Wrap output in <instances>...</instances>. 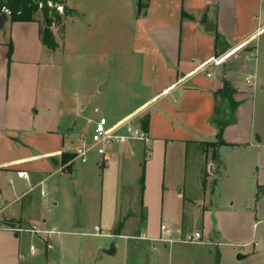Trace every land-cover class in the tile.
Masks as SVG:
<instances>
[{
    "label": "crops",
    "instance_id": "1",
    "mask_svg": "<svg viewBox=\"0 0 264 264\" xmlns=\"http://www.w3.org/2000/svg\"><path fill=\"white\" fill-rule=\"evenodd\" d=\"M142 4V13L135 19L134 49L142 58L141 87L147 95L132 111L108 120L116 123L141 113L139 122L142 126L145 121L142 128L151 145L132 142L117 148L108 160L96 154L86 164L75 160L77 149L90 141L77 130V116L87 111V105L78 95L75 113L68 114L63 94L54 90L52 63L42 64L45 53L52 51L41 41L42 17L38 22L12 23L9 16L7 29L0 31L4 33L0 36V264H32V259L44 255L50 264L51 238L45 239L46 247L39 246L33 242L39 235L19 230L57 233L59 223L46 218L42 200L49 194L57 204L63 173L74 183L81 176L96 181L87 185L99 194L101 204L92 233L99 228L111 237L148 243L162 235V226L185 234L178 223L183 222L188 203L190 212L203 218L202 229L194 232L222 244H253L251 254L242 260L264 264V119L263 125L255 119L256 87L264 90V84L256 73L257 63H237V54L219 68L197 71L202 63L259 38L264 32V0H142ZM68 9L66 19L73 14ZM28 31L33 41L25 36ZM251 76L249 85L246 80ZM223 81L235 88L233 98L239 105L234 123L223 131L224 144L216 151L205 150L217 141L218 129L212 122L217 105L214 93ZM55 93L53 108L58 117L49 127L51 117L45 110ZM95 116L92 133L94 123L104 115ZM208 154L213 156L210 161ZM67 155L74 158L65 163ZM19 172L29 178H19ZM130 176L134 182L139 179V190L127 181ZM130 206L132 213L127 215L124 209ZM121 221L124 227L114 235ZM72 228L88 230V222ZM239 238L250 240L242 243ZM32 245L35 254L30 252Z\"/></svg>",
    "mask_w": 264,
    "mask_h": 264
},
{
    "label": "rangeland",
    "instance_id": "2",
    "mask_svg": "<svg viewBox=\"0 0 264 264\" xmlns=\"http://www.w3.org/2000/svg\"><path fill=\"white\" fill-rule=\"evenodd\" d=\"M67 6L73 9V14L66 19L64 30L61 25L53 27V32L56 34L55 40L57 43L60 42V47H63L62 51L59 49L55 52L47 51L42 64L48 67L47 62L52 63L49 69L52 74L50 82L54 90L60 91L58 94H63L66 105L69 106L65 110L66 113H75L73 106L77 101L76 96L79 95V99L85 100L87 111L82 112V116H77L79 119L77 130L89 136L88 139L91 140L92 122L97 118L94 114L95 108H99L101 114L109 118L111 115L132 111V108L147 95L141 87L142 58L134 49L135 19L139 15L140 0H67ZM1 34L4 33H0V36H3ZM61 34H63L62 38ZM25 36L32 41L34 39L29 31ZM22 39L26 40L23 37ZM65 39L66 45L63 46ZM237 54L240 57L237 63L241 60L248 64L257 63L256 73L263 81L261 84H264V32ZM43 81L45 83L44 79ZM256 89L258 92L255 93L257 106L255 119L258 118L257 124L263 125L264 90L258 87ZM58 94H53L50 106L45 110L51 117L49 127L52 126L54 117H58V110L53 108L56 100L54 98ZM80 95L83 96L80 97ZM85 117L87 120L83 119ZM204 149L210 150L211 147L205 146ZM212 157L211 154L207 155L209 161ZM140 172L139 170L138 173ZM60 176L63 179V192L57 204L49 194L46 199L42 200L46 218L57 220L59 223L57 233L49 239L50 264L258 263L251 259L237 262L240 255L246 257L251 254L253 247L250 246L253 244L246 246L222 244L219 239L214 238L212 241L211 237H204L203 234L202 244L196 245L181 242L166 244L158 241L148 243L140 238L124 240L116 236L111 237L105 231L102 232V236H82L80 233L90 231L92 233V227L99 223L101 210L99 194H96L93 189H87V185L95 184L96 181L91 178L86 181L84 176H81L77 183H74L73 177L71 179L68 173ZM138 180L134 182L132 177L130 180L127 179L129 183H135L136 190H139ZM131 207L124 209L127 215L131 212ZM186 208L187 214L183 222L181 220L178 223V227L185 231V234H192L195 228L202 229L203 218L196 217L193 211L190 212L191 207H188V203H186ZM2 218L3 216H0V219ZM83 220L88 222V230L72 228L73 224L79 225ZM248 235L251 237L250 232ZM36 237L34 244L46 247L45 242L48 240H45L44 235ZM239 239L238 241L242 243L247 241L244 238ZM127 245L130 249V256ZM112 246H115L117 254L108 257L105 251L110 250ZM218 252L222 254L220 260H218ZM31 261L32 264H47L45 255L38 256Z\"/></svg>",
    "mask_w": 264,
    "mask_h": 264
},
{
    "label": "built area",
    "instance_id": "3",
    "mask_svg": "<svg viewBox=\"0 0 264 264\" xmlns=\"http://www.w3.org/2000/svg\"><path fill=\"white\" fill-rule=\"evenodd\" d=\"M60 13H63V7H58ZM9 15V11H6ZM242 50V48L237 47L226 52V54L213 58L207 62L202 63L198 70L199 72H206L209 67H220L227 61L231 60L237 53ZM254 77H248L247 83L252 84ZM95 115H101V110L99 108L94 109ZM141 113L129 116L124 120L118 121L116 123H110L108 118L100 116V118L94 123V129L91 136V140L83 143L75 153V160L86 164L90 161L91 157L96 154L103 160H108L113 151L119 147H123L132 142H141L146 146L151 145V138L147 132H145L140 124ZM18 177L21 179H28V175L25 172H19ZM12 183V181H11ZM20 232H27L32 235H44L45 239H49L55 234L54 231H41L37 228H26L24 230H19ZM162 235L159 239L154 240L166 244H173L177 242L187 243V244H202L203 236L200 232H194L192 234H183L182 231L172 232L167 226L161 227ZM91 236H102L99 228L94 230ZM30 252L32 254L36 253V247L31 246Z\"/></svg>",
    "mask_w": 264,
    "mask_h": 264
},
{
    "label": "trees",
    "instance_id": "4",
    "mask_svg": "<svg viewBox=\"0 0 264 264\" xmlns=\"http://www.w3.org/2000/svg\"><path fill=\"white\" fill-rule=\"evenodd\" d=\"M58 7H63V13H60ZM9 11L10 21L12 23H27V22H38V17H42L41 22V39L44 46L49 50L56 51L59 48L58 43L55 40L54 26H63V23L68 16V6L66 0H1L0 1V13ZM12 45L9 46L10 58L12 55ZM235 88L232 87L231 83L223 81V87L217 89L215 94L216 108L215 116L212 120L213 125L218 129L217 141L212 143L209 147L215 151L218 147L224 144L223 142V131L228 125L219 124V120L223 116V108L228 103L229 106V117L228 120L234 123V116L238 107V103L234 101L233 95ZM142 127H145V121H142ZM146 131V129L144 128ZM74 156H64L63 161L65 163L72 160ZM143 180L141 181L142 189L144 190ZM142 190V191H143ZM124 221H121L117 229L114 231V235H120L122 228L124 227ZM220 260V259H218Z\"/></svg>",
    "mask_w": 264,
    "mask_h": 264
},
{
    "label": "water",
    "instance_id": "5",
    "mask_svg": "<svg viewBox=\"0 0 264 264\" xmlns=\"http://www.w3.org/2000/svg\"><path fill=\"white\" fill-rule=\"evenodd\" d=\"M142 10H143V4H142V0H140V10H139V14L142 13ZM9 21V15L7 12H3L1 13L0 15V31H5L7 28H6V24L7 22ZM213 29V28H212ZM229 106L228 103L226 104V106L223 108V116L222 118L218 121L219 124L221 125H228L230 122L228 120V117H229ZM54 161V164L57 165L58 162L57 160H53ZM6 226L12 228V229H15L16 225L15 224H6ZM105 254L109 256H114L116 254V248L115 246H112L110 250H107L105 251ZM243 259V256H239L238 257V260H242Z\"/></svg>",
    "mask_w": 264,
    "mask_h": 264
}]
</instances>
